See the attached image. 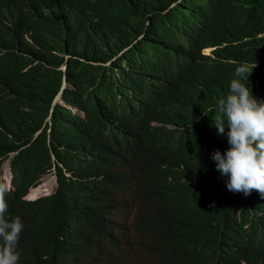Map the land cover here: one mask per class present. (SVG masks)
<instances>
[{"label":"clouds","instance_id":"obj_1","mask_svg":"<svg viewBox=\"0 0 264 264\" xmlns=\"http://www.w3.org/2000/svg\"><path fill=\"white\" fill-rule=\"evenodd\" d=\"M238 4L216 22L195 0H3L11 152L0 166V264H29L41 232L100 243L103 264H149L142 233H163L174 214L202 221L206 264H264V30ZM137 16L144 29L128 40ZM175 50L195 63L182 86ZM141 135L155 141L143 166H158L148 198L125 190L137 164L123 149ZM48 175L52 191L37 195ZM161 247L154 240L172 260Z\"/></svg>","mask_w":264,"mask_h":264},{"label":"trees","instance_id":"obj_2","mask_svg":"<svg viewBox=\"0 0 264 264\" xmlns=\"http://www.w3.org/2000/svg\"><path fill=\"white\" fill-rule=\"evenodd\" d=\"M107 1V0H104ZM3 0H0V10ZM239 2L238 6L245 11V19L252 25L264 30V0H195V3H201L214 15L216 22H220L230 11L234 3ZM56 16V12L51 9ZM50 33H56L55 27L45 28ZM144 29V18L135 17L133 28L127 32V39L134 38ZM0 46H11V26L3 22L0 15ZM148 56H157V50L154 46L147 52ZM175 61L180 63L177 72L172 75L173 85H185L189 80L191 71L195 66L193 61L181 62V53L175 50ZM259 76V71L257 72ZM203 78V76L201 77ZM251 83H248L250 86ZM261 87H264L261 84ZM167 113L161 114V119L166 120ZM155 145V141L147 136H136L132 142L123 149V156L132 158L137 166L135 167L130 180L125 186V190L138 194L143 198L149 197V184L147 179L158 169V166L149 168L143 166L145 152ZM11 152V65L3 60L0 56V166L2 159ZM1 173V169H0ZM176 197H170L169 204L173 211L176 207ZM8 205V215L11 217V191L6 196ZM113 208L106 207L107 212H111ZM86 216H95L93 210L87 211ZM166 221L167 228L163 233L156 235H146L145 242H139L143 250L150 258L149 264H206L207 252L209 247L206 239L201 231L202 221L196 216L178 217L174 214L172 217L163 218ZM168 231H170L173 242V251L166 246L168 241ZM43 238L41 243L35 244L31 248V252L35 253L29 264H103L99 255L100 243L88 246H73L69 244L63 245L59 239L46 241L45 233H40ZM156 235V236H155ZM157 240L159 248L164 245L165 249L172 254V260L164 255L157 253L153 248V242ZM122 252V245L114 248Z\"/></svg>","mask_w":264,"mask_h":264},{"label":"rangeland","instance_id":"obj_3","mask_svg":"<svg viewBox=\"0 0 264 264\" xmlns=\"http://www.w3.org/2000/svg\"><path fill=\"white\" fill-rule=\"evenodd\" d=\"M8 166H9V163H8V159L5 160L4 164H3V176L6 175V173L8 172ZM42 186L43 188L45 189V191L37 194V195H40L42 193H47V192H50L52 191L53 187H54V179L52 177V175H48L44 178L43 180V183H42ZM126 218H127V221L129 223H131L133 221V219L135 218V215L133 212H126ZM135 264H139L138 262H136Z\"/></svg>","mask_w":264,"mask_h":264}]
</instances>
